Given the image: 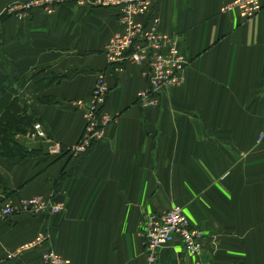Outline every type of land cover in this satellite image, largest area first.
Returning <instances> with one entry per match:
<instances>
[{
  "label": "crops",
  "instance_id": "1",
  "mask_svg": "<svg viewBox=\"0 0 264 264\" xmlns=\"http://www.w3.org/2000/svg\"><path fill=\"white\" fill-rule=\"evenodd\" d=\"M21 1L0 0V74L47 136L17 135L30 156L0 154V203L43 194L63 205L0 221V264H43L48 247L67 264H146L141 220L174 204L201 230L203 261L264 264V0L249 19L221 10L232 0H153L159 28L179 34L189 62L183 81L147 106L144 64L107 66L116 7L70 1L53 14L4 15ZM100 69L114 119L85 153L56 154L53 141L71 146L81 134L72 101L88 97ZM39 231L46 241L14 253ZM157 255V264H192L179 238Z\"/></svg>",
  "mask_w": 264,
  "mask_h": 264
},
{
  "label": "built area",
  "instance_id": "2",
  "mask_svg": "<svg viewBox=\"0 0 264 264\" xmlns=\"http://www.w3.org/2000/svg\"><path fill=\"white\" fill-rule=\"evenodd\" d=\"M64 1L89 6H114L121 31L109 38L105 45V58L108 68L121 67L128 59L143 63V74L146 77V87L140 89L138 98L142 106L155 104L161 91L167 85L180 84L184 79V68L189 62L178 45L179 34L161 31L159 17L155 14L153 0H25L10 4L3 13L23 17L36 8L44 12H55L56 6ZM259 0H232L221 7L222 11L236 8L242 18H252L261 8ZM109 84L105 69H100L92 89L86 98H78L72 104L81 108L84 116V126L78 139L71 146L61 145L53 141L50 150L64 152L71 157L85 151L104 134L105 127L111 122L112 115L105 108ZM47 133L39 120L32 123L29 137H46ZM62 201H56L43 194L20 196L18 204L0 203V221L7 219L13 213L59 212ZM144 237V253L146 264H157L158 248L178 237L185 252L192 257V264H223L210 263L201 259L202 232L191 226L180 205L174 204L162 211H146L140 224ZM48 233L39 231L33 240L25 242L14 252L34 246L47 240ZM14 253H8L12 256ZM43 264H67L68 259L60 255L54 248L48 247L41 252Z\"/></svg>",
  "mask_w": 264,
  "mask_h": 264
},
{
  "label": "trees",
  "instance_id": "3",
  "mask_svg": "<svg viewBox=\"0 0 264 264\" xmlns=\"http://www.w3.org/2000/svg\"><path fill=\"white\" fill-rule=\"evenodd\" d=\"M13 91L10 78L5 74H0V108L3 106L0 112V154L9 159L17 156H30L34 152L33 149H28L16 135L24 133L37 119L31 112L27 111L25 105L20 107L15 105L14 99L16 97L11 98Z\"/></svg>",
  "mask_w": 264,
  "mask_h": 264
},
{
  "label": "rangeland",
  "instance_id": "4",
  "mask_svg": "<svg viewBox=\"0 0 264 264\" xmlns=\"http://www.w3.org/2000/svg\"><path fill=\"white\" fill-rule=\"evenodd\" d=\"M64 2H70V1H64ZM61 3H63V2H61ZM61 3H59V4H61ZM74 3H75V2H74ZM59 4H58V5H59ZM75 4H77V3H75ZM58 5H57V6H58ZM57 6H56V8H57ZM88 6H89V5H88ZM90 7H92V6H90ZM93 7H95V6H93ZM93 7H92V8H93ZM56 8H55V9H56ZM41 10H42V9H41ZM54 11H55V10H54ZM43 12H44V11H43ZM31 13H32V12H30V13H28V14H25L23 17H18L17 15H14V14H6V13H4V15H6V16H15V17H17V18L23 19V18H25V17H26V18L29 17V16L31 15ZM45 13H46V14H53L54 12H53V13H47V12H45ZM155 14L158 16L156 10H155ZM158 17H159V16H158ZM159 21H160V18H159ZM160 23H161V21H160ZM160 23H159V24H160ZM160 30H161V29H160ZM187 63H188V62H187ZM187 63H186V64H187ZM185 66H186V65H185ZM165 87H166V86H165ZM163 90H164V89H163ZM106 98H107V96H106ZM77 99H78V98H77ZM158 99H159V98H158ZM158 99H157V101H158ZM151 105H152V104H151ZM113 119H114V117L112 116L111 121H112ZM36 120H37V119H35L34 121H36ZM34 121H33V122H34ZM33 122H32V123H33ZM31 126H32V124L29 126V128H27V130H26L24 133H19V134H20V135H22V134H26L27 136H29V131H30V129H31ZM46 133H47V131H46ZM19 134H17V135H19ZM17 135H16V136H17ZM17 137H18V136H17ZM55 153H56V152H55ZM58 153H62V152H57L56 154H58ZM9 217H10V216H9ZM7 219H8V217H7ZM5 220H6V219H5ZM176 238H178V237H176ZM31 240H33V239H31ZM179 240H180V239H179ZM27 242H28V241H27ZM201 242H202V235H201ZM184 251H185V250H184ZM201 252H202V251H201ZM191 258H192V257H191ZM41 259H42V258H41ZM42 263H43V261H42Z\"/></svg>",
  "mask_w": 264,
  "mask_h": 264
}]
</instances>
